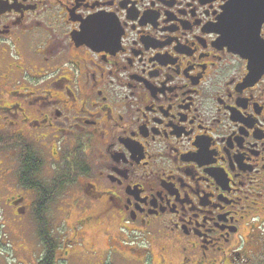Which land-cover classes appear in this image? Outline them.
<instances>
[{
  "label": "flooded vegetation",
  "instance_id": "obj_1",
  "mask_svg": "<svg viewBox=\"0 0 264 264\" xmlns=\"http://www.w3.org/2000/svg\"><path fill=\"white\" fill-rule=\"evenodd\" d=\"M231 2L0 0L1 219L57 260L264 264V22Z\"/></svg>",
  "mask_w": 264,
  "mask_h": 264
},
{
  "label": "rangeland",
  "instance_id": "obj_2",
  "mask_svg": "<svg viewBox=\"0 0 264 264\" xmlns=\"http://www.w3.org/2000/svg\"><path fill=\"white\" fill-rule=\"evenodd\" d=\"M56 217V221L51 224L52 228L58 226V223L65 221V214L56 213L54 215H50L52 218ZM25 220L30 223V227L27 230H19L16 228L13 221L10 219L2 220L0 217V223L4 224V228H0V264H37L39 259L44 256L42 249L44 248L41 243L35 240V227L30 214L25 215ZM7 224V225H6ZM13 227L14 229H12ZM60 229V237L58 242L60 243V247H67L66 239L69 238L66 235V230L64 229V225L61 223L58 226ZM91 239L95 244L99 243L102 239V236L94 237L91 236ZM87 243L86 239H84L83 244ZM88 244V243H87ZM92 245V244H90ZM27 249V251H24ZM70 250V248H68ZM74 250H70L67 255L61 256L58 260L57 264H88L84 258L78 260L71 255H73ZM58 256V253H56ZM69 256V257H68ZM68 260H64L67 258ZM117 256L115 253H109L106 257L105 264H117L116 261Z\"/></svg>",
  "mask_w": 264,
  "mask_h": 264
},
{
  "label": "water",
  "instance_id": "obj_3",
  "mask_svg": "<svg viewBox=\"0 0 264 264\" xmlns=\"http://www.w3.org/2000/svg\"><path fill=\"white\" fill-rule=\"evenodd\" d=\"M227 11L229 13V9ZM230 13H234L236 18L229 20V32L244 42L248 32L256 35L264 22V0H232Z\"/></svg>",
  "mask_w": 264,
  "mask_h": 264
},
{
  "label": "trees",
  "instance_id": "obj_4",
  "mask_svg": "<svg viewBox=\"0 0 264 264\" xmlns=\"http://www.w3.org/2000/svg\"><path fill=\"white\" fill-rule=\"evenodd\" d=\"M47 241L48 239H42L40 242L46 243ZM54 250L55 248L50 251H46L44 253V256L41 259H39L37 264H57L58 260L54 256L55 254Z\"/></svg>",
  "mask_w": 264,
  "mask_h": 264
}]
</instances>
